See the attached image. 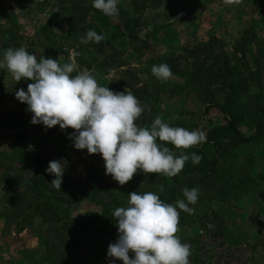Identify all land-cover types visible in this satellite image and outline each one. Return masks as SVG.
I'll use <instances>...</instances> for the list:
<instances>
[{
    "label": "trees",
    "instance_id": "16d2710c",
    "mask_svg": "<svg viewBox=\"0 0 264 264\" xmlns=\"http://www.w3.org/2000/svg\"><path fill=\"white\" fill-rule=\"evenodd\" d=\"M52 1L53 7L65 15L66 32L64 35H57L47 27L40 30L39 35L48 47V56L63 64L70 62L72 53L75 51L78 53L75 57L78 70H89L100 86L108 87L115 92L131 91L144 107V111L135 121L139 126L150 127L154 121V110L160 104L165 88L169 86V80L172 78L161 82L151 74L152 66L162 63L169 65L173 77L187 79L190 83V86L172 85L170 88L174 93L185 92L186 97L196 96L204 114L214 110L224 117V123L207 132L206 142L187 150L176 149L168 142H161L177 156L181 151L188 155L194 152L201 156L198 164L194 165L190 159L186 161L183 170L172 178L138 170L129 182L121 186L110 175L104 178L100 176L97 165L91 161L93 154H88L85 149L89 160H83V163H89L88 176L93 192L92 201L96 202L95 199L99 195L103 200L96 202L101 204L102 212L88 213L82 221L74 222L68 216V209L73 203L74 195L63 177L61 190H56L51 185L55 177L45 171L51 160L45 154L35 155L31 158L36 169L35 174L25 178L11 177L20 182V187L16 200L11 205L13 209L5 215L6 224L7 218H10L11 214H16L15 220L11 219V221L18 231H22L25 223L38 218L47 232L56 234L55 240L62 238V246L57 247L51 244L46 248L52 264H93L86 258L85 251H78V248L84 244L79 241L81 234L85 238H93L94 242L102 240V243L106 245L115 243L118 232L113 212L118 207L127 206V194L132 191L155 192L164 202L170 204H175L182 197L178 191L182 192L184 188H198V200L201 199V192L208 190L211 194L205 198L221 203H227L229 191L232 193L244 191L238 185L231 184L230 179L226 181L219 171H225L224 167L232 165L231 162L238 165L236 154L244 146L259 145L264 150L262 105L264 92L260 84V72L251 70L247 58L253 49H257L255 63L259 65L261 61H264V41L258 40L253 30H245L239 39L231 43L211 35L205 42L182 49L181 55L171 53L165 57L156 56L147 68V84H143L137 78L135 70L127 68L128 58L126 53L117 47V43L126 41L133 54L149 51V41L155 31L160 28V13L153 12L151 18H146V14L149 10L154 11L155 7H161L171 0H132L131 14L122 10L118 4L119 16L113 18L119 19L122 26H115L108 35L104 34L99 26L89 21L92 15L102 14L92 7V0ZM23 2L31 5L35 0ZM148 4L152 6L149 8ZM90 29L102 34L104 40L98 44L93 42L86 45L80 44V38L84 37ZM139 29L145 32L143 38L137 35ZM118 31L122 34L114 36ZM4 34L9 38L6 42L1 41L4 49L11 46L21 47L20 44L11 45L15 37L12 31H6ZM137 44L138 49L135 48ZM58 55L63 57L62 60L57 58ZM183 61L186 65L184 69L180 66ZM112 74H119V76L111 78ZM31 82L28 80L17 82L16 90L21 88L26 90ZM253 89L255 92H252ZM31 116L32 114L27 111V105L18 100L12 113L3 108L0 110V121L4 128L11 133L12 140L20 144L22 150L24 148L27 151V155L37 150L52 148L51 150H56L55 153L62 158L77 157L81 150H76L73 142L68 139L73 129L68 128L62 131L58 125L45 129L41 124H31ZM246 119L249 121L250 136H246L239 130ZM169 125L193 130L182 122ZM22 150L18 149L17 153ZM255 180H260L264 184V174L249 176L247 170L243 175L241 174L237 182L255 184ZM1 184L7 185L5 181ZM161 185L165 189L163 192L159 191ZM23 214L25 216H22ZM19 217H22V220H18ZM68 228H73L75 234L68 235L70 230ZM68 237L69 241H66ZM92 253L90 252L91 255Z\"/></svg>",
    "mask_w": 264,
    "mask_h": 264
},
{
    "label": "rangeland",
    "instance_id": "374dc122",
    "mask_svg": "<svg viewBox=\"0 0 264 264\" xmlns=\"http://www.w3.org/2000/svg\"><path fill=\"white\" fill-rule=\"evenodd\" d=\"M23 1L32 0H0V58L3 57V53L6 50L1 45V41L4 39L3 34L6 31H12L15 36L14 39L12 38L13 42L11 45L20 44L26 47V50L30 54H34L37 59L40 56L48 58L47 44L40 37L39 32L43 27H47L57 35H64L66 32L65 15L53 7L52 0H35L31 5ZM196 1L200 2L201 0H171L161 7H155L154 11L149 10L146 18H151L153 12H158L160 13V26H170L172 25V20L175 19L174 13L176 9L187 10L186 8L189 6L195 8L194 3H197ZM131 2L132 0H119V5L121 8H130ZM22 6L23 8H20ZM147 6L150 8L152 4ZM192 14L194 15V12ZM89 21L106 32H109L108 30L112 32L115 26H122V22L119 19L108 17L104 14H94ZM212 24L213 21L211 20L206 23V27L211 26L212 28L210 30L207 29L205 32H199L195 39L196 43L205 42L209 36L215 35L213 34L214 26ZM121 34L122 32L118 31L114 36ZM137 35L140 38L144 37L143 32ZM218 38L228 43L234 40L227 33L222 34ZM152 43L153 36L149 41V51L135 54L131 53L126 41L117 43V47L126 53L128 58L127 68L134 69L137 78L143 84H147V68L153 63L154 57H165L171 53L176 55L183 54L182 49L184 48L168 50L161 48L157 52L152 47ZM157 45L159 47L162 44L157 42ZM137 47L139 48L138 44L135 48L138 49ZM11 48L13 47L11 46ZM256 50L253 49L249 53L247 57L248 65L251 70L260 72L261 84L262 61L259 65L255 63ZM162 51L163 55H158ZM228 52L231 54L229 49ZM57 58L62 60L63 57L58 55ZM180 66L183 69L186 67L184 61L181 62ZM118 76L119 74H112L111 78H118ZM174 84L190 86L187 79L172 77L169 80V86L165 88L160 104L154 110L153 120L160 117L163 122L168 124L182 122L193 130L203 131L205 135L214 125L221 123L224 117L218 112L210 110L207 114H204L196 96L186 97L185 92L174 93L170 88ZM13 89H16V82L12 74L6 69L0 70V106L11 113L15 110L17 104V99L15 98L16 90ZM252 92H255V89ZM262 105L264 108V102ZM249 128V121L246 119L239 130L247 135ZM0 145L2 146L0 151V246H2L3 250H7L8 257L10 256V249H12L13 257H17L18 262L52 264L49 261L46 248L50 247L51 244L57 247L62 246V238L55 240L56 234L47 232L46 228L41 226V221L38 218L25 223L22 231H18L13 224L16 214H11L10 218H7V224L4 218L13 209L11 205L16 200L17 191L20 187V182L13 180L11 177L25 178L35 174L36 169L31 159L35 155L45 154L51 161L60 160L62 157L55 153L56 150H51L52 148L37 150L27 155V151L24 148L23 151L20 144L12 140L11 133L4 128L1 121ZM18 149L22 151L17 153ZM258 152L263 154L262 146H244L236 154V160L239 164L235 165L231 162L232 165L224 167L225 171H219L225 180L230 179L231 184L238 185L244 189L242 192L232 193L229 191L227 203L219 202L224 205L223 208L225 209L223 211L225 214L227 213L226 216L219 212L218 207L206 205L212 202V200L209 201L205 198L211 194L208 190L201 192V199L195 205H190V207L195 209L193 214L180 213L179 231L176 235L182 243H187L190 246L189 264H264V205L260 204L257 206L246 202L243 205L244 202L242 200V197L248 191L250 193L252 190L260 189L264 184L260 180H255V184H240L237 182L241 174L243 175L247 170L249 176L257 175V172L262 170L264 165L262 158L258 157ZM63 159L67 162L63 179L74 195L73 203L70 204L68 209L69 218L74 222L82 221L88 213H101L102 206L96 202H101L103 200L101 199L102 196L99 195L95 199L96 202L93 203V192L90 188L88 176L89 163H83V160H89L88 154L81 150L77 157ZM91 161L97 165L101 177H108L105 174L104 161L101 157L99 158L97 154H93ZM2 181H5L7 185H2ZM230 183L227 182L229 185ZM178 193L182 195L180 190ZM179 199H183V195ZM256 202L258 201L254 203ZM22 216L25 215L23 214ZM18 220H22V217H19ZM68 229H70L69 233L67 232L68 235L75 234L73 233V228ZM66 241H69V237ZM79 241L84 244L78 248V251H85V256L91 263L122 264V261L113 260V258L107 256L109 245L102 243V240L94 242L93 238H85L81 234ZM90 252H93V255ZM129 255L131 258L132 254L130 253Z\"/></svg>",
    "mask_w": 264,
    "mask_h": 264
},
{
    "label": "clouds",
    "instance_id": "9594fccd",
    "mask_svg": "<svg viewBox=\"0 0 264 264\" xmlns=\"http://www.w3.org/2000/svg\"><path fill=\"white\" fill-rule=\"evenodd\" d=\"M226 5H239L241 0H223ZM119 0H92V7L108 17L119 16ZM102 34L90 29L80 44L100 43ZM73 51L70 62L30 54L26 47L8 48L0 58V70H7L15 82L32 81L27 89H17L15 98L27 105L32 116L30 123L45 129L59 126L74 131L68 139L76 150L99 154L104 161L105 174L123 186L138 170L163 174L169 178L178 175L189 159L198 164L201 156L181 151L176 155L164 143L176 149L187 150L206 142L201 130L189 131L173 127L155 118L150 127H141L135 121L144 111L131 91L115 92L100 86L87 69L78 70ZM73 73H75L73 75ZM151 74L161 82L173 77L166 63L153 65ZM67 162L50 161L46 173L55 178L51 185L61 190ZM163 185L159 191L163 192ZM126 207H118L116 219L118 238L110 243L107 256L122 264H189L190 246L176 235L180 212L193 214L199 198L198 188H184L183 199L175 204L164 202L155 192L132 191L127 194ZM132 254L131 258L129 254Z\"/></svg>",
    "mask_w": 264,
    "mask_h": 264
},
{
    "label": "crops",
    "instance_id": "0c3cea01",
    "mask_svg": "<svg viewBox=\"0 0 264 264\" xmlns=\"http://www.w3.org/2000/svg\"><path fill=\"white\" fill-rule=\"evenodd\" d=\"M195 2V1H194ZM197 2V1H196ZM195 8L191 6L187 7V10L176 9L170 26H160V28L153 34L152 47L158 52L161 48L164 50L173 48H191L196 43L195 39L199 32H205L207 29L212 27L207 26L206 23L211 20L213 21L214 32L217 37L227 33L232 39L237 40L240 38L245 30H253L256 37L260 41H264V0H241L239 5H226L223 0H201L200 2L194 3ZM20 8H23L20 7ZM128 14H131V7L122 8ZM194 12V15L192 14ZM194 16V17H193ZM197 21V23H196ZM166 25V24H164ZM101 29V28H100ZM208 30V31H209ZM101 31L108 35L109 32ZM144 30L139 29L137 34ZM3 41L6 42L9 38L6 34H3ZM157 42L162 44L158 47ZM165 52V51H164ZM158 55H163V51ZM261 86L264 91V61H262L261 69ZM16 90V89H13ZM224 123L222 118L221 123ZM218 125H214L218 126ZM211 130V129H210ZM248 133L246 136H250ZM253 146V145H252ZM2 146L0 145V151ZM260 150V149H259ZM258 157L262 158L264 165V152L262 154L258 152ZM258 174H264V167L262 170L257 172ZM243 205L246 203L255 204L257 206L264 205V186L260 189L252 190L244 194L242 197ZM255 201H258L254 203ZM246 202V203H245ZM210 207H218L219 212L224 214V205L219 202L212 201L206 204ZM0 246V264H28L27 262H18V258H14L12 249H10V256L6 249L3 250ZM5 251V252H4Z\"/></svg>",
    "mask_w": 264,
    "mask_h": 264
}]
</instances>
